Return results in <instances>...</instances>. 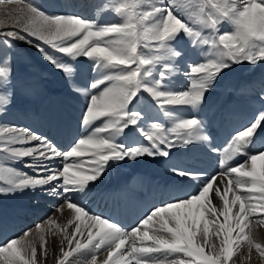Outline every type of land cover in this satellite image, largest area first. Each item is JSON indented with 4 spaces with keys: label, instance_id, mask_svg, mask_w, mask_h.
<instances>
[{
    "label": "snow or ice",
    "instance_id": "1",
    "mask_svg": "<svg viewBox=\"0 0 264 264\" xmlns=\"http://www.w3.org/2000/svg\"><path fill=\"white\" fill-rule=\"evenodd\" d=\"M5 2L23 7L8 13L18 27L0 20V195L31 191L54 198L56 210L66 207L71 219L64 226L47 219L58 240L49 242L50 229L38 224L3 241L0 264H47L49 258L55 264H230L241 245L264 262V243L246 231L251 217L264 224V86L254 99L258 110L222 147L214 143V117L199 115L212 111L208 97L234 66H264V0H112L105 5L119 17L112 23L46 12L36 0ZM225 24L231 31L222 30ZM185 39L191 58L178 47ZM17 42L35 48L85 97L83 132L65 149L5 122L15 107L8 53ZM81 59L93 73L83 87L73 83ZM177 76L186 81L182 89L174 86ZM185 109L193 114H178ZM160 114L170 125L155 118ZM258 144L257 152L248 151ZM194 145L218 155V172L174 162V150ZM145 160L168 165L164 183L174 191L161 192L129 227L88 208L107 173ZM8 162H23L35 175Z\"/></svg>",
    "mask_w": 264,
    "mask_h": 264
},
{
    "label": "bare ground",
    "instance_id": "2",
    "mask_svg": "<svg viewBox=\"0 0 264 264\" xmlns=\"http://www.w3.org/2000/svg\"><path fill=\"white\" fill-rule=\"evenodd\" d=\"M91 2H93V0H65V3H67V10H71L73 7H75L76 9H79V11L83 10L87 3L89 4L88 6H90L92 4ZM75 3H77L76 6H74ZM92 6H95V3ZM22 7L23 5L21 3L19 4V2H6L0 4V20L5 21V28L18 27V25L13 22L12 18L9 17L8 13L13 9ZM38 57L40 58L42 56L40 55ZM185 57L191 58L192 53H188L187 55L185 54ZM79 67L83 69V74L80 75V79L78 81L75 78L77 81V84H75L79 87H83L84 84L92 78L93 73L89 71L88 67ZM238 68L244 69V71L248 73H245L244 71H241L240 73L241 69L239 70ZM36 69L38 70V68ZM38 71H41L40 68ZM43 74L44 77H47L48 73ZM30 76L32 77V75ZM33 78L34 79L32 81L30 80V83H27L22 79L21 82L15 86V93L18 95V105L23 109H20L21 116H17L19 118L13 117L15 120L8 118L5 119V122L16 123L25 127H29L36 133L45 136H48L49 131H60L62 133L63 127L67 129L68 127H71L75 138L82 134L83 130L79 127L78 121L85 106V97L75 91L72 92L73 96L70 95L67 97L66 94H64V96L63 94L57 96L54 94L55 91L53 90L51 92L46 91V89H44L45 86L43 88L36 76ZM63 78L61 79L63 80ZM174 80V86L178 89H182L186 83L183 76H177L174 78ZM43 82L44 81H42V83ZM262 86H264V66L258 65L255 68L248 64L234 66V68L228 72L227 76L218 83L212 94L208 97L212 111L210 113L201 112L199 115L203 116L211 114L212 117H214L213 123H215L216 119L217 123H222L226 120H232L235 125L238 124L240 126L245 124L251 118L253 112L259 108V105L254 102V99ZM231 93L236 94V101L234 102V106H226V110L224 111L223 106L224 101L226 100L223 98L228 99ZM67 98L72 100L73 105H69L65 102V99ZM29 111L33 113V118H35L36 114H39L37 116H40V112L44 115L40 117L41 119L39 118V121H37L36 118L34 121H32L30 120L31 118ZM9 113H11V111ZM230 113L231 115L229 116ZM46 114L47 116H45ZM178 114L188 116L192 115L193 113L190 109H185ZM21 117H24L23 120L27 123L19 120ZM155 118L161 122H164L166 125H170L171 123V119L164 117L162 114ZM131 139L132 140L129 139L130 141L128 143L135 142L136 137ZM260 140L264 141V135H261ZM215 145L218 147V143H215ZM258 147L259 144L257 146L254 145L250 147L248 151L250 153H255L258 151ZM174 151L177 152V155L173 158V160L180 166L196 167L199 165H205L207 169L210 170L215 167L214 173L218 172V155L215 153H209L207 149L203 148L202 146L194 145L190 146L189 149H176ZM244 159H246V157H237V160L241 162H243ZM259 165L260 162H258V167ZM8 166L26 172L29 175H35L31 168L24 166L23 162H8ZM143 167L148 168L149 170H154V175L158 176L163 181L165 180L168 165L164 164L163 162L157 163L150 160H145L131 164V166H129V164H124L122 166L113 168L106 178L104 177L107 174L102 178L103 182L99 184L97 189H101L104 186L114 183L115 181L112 180L113 174L116 178L123 179L129 184L132 182L133 176L135 174L139 172H148V170L142 171L141 169ZM139 180V178H135L133 180L129 193L141 198L142 192L138 183ZM184 190L190 191L192 189L188 186H185ZM210 198L212 199L213 204L218 202V197L215 196L214 192L210 194ZM147 202L151 205L157 203L156 199L153 197ZM58 203L60 202L54 198L44 197L42 194L31 191L7 196L0 195V208L3 209V211H1L3 216L0 215V225L2 227L0 228V243L9 239L10 237L21 234L23 231L35 229L36 225L38 224H43L45 229H50V231H48L46 234V238L49 240V242L53 241L54 239L58 240L59 234H56L55 236L53 235L56 233V227L54 225H48L46 223L47 219H53L56 222V225L59 226L67 225L68 219H71L69 215L70 210L66 209V207L60 211L56 210V205ZM44 206L45 209L42 208ZM13 207L17 211V217H15V219L11 220L9 223L11 216L6 212H12ZM136 221L137 218L130 215L123 225L129 227ZM250 221L249 228L246 229V231H250L253 238L262 243V241H264V224L258 223L255 217H251ZM209 238L210 240L215 241V236L211 232ZM199 239L202 241V237ZM206 251H208L207 248ZM49 257H51V251L49 252ZM47 264H55V262L53 259L49 258L47 260ZM230 264H264V262L261 261V258L255 252V250H253L249 256L247 246L241 245L239 253L233 257V261H231Z\"/></svg>",
    "mask_w": 264,
    "mask_h": 264
},
{
    "label": "rangeland",
    "instance_id": "3",
    "mask_svg": "<svg viewBox=\"0 0 264 264\" xmlns=\"http://www.w3.org/2000/svg\"><path fill=\"white\" fill-rule=\"evenodd\" d=\"M36 2L39 3L41 8L46 12H60L62 14H68V15L79 14L83 17H87V18H91V19H97L101 23L119 22V17H116L115 15H113L111 13V11L109 10V8L105 7V5H110L112 0H93V2H91L92 4L90 6H88L89 4L87 3L85 8H83V10H80V11H79V9H76L75 7H73L71 10H67L66 9L67 3H65V0H36ZM20 3L23 5V2H19V4ZM94 3H95V6H92ZM76 5H77V3L74 4V6H76ZM229 27H231V25L225 24L222 26V30L223 31H231V28H229ZM178 47L185 48L186 49V52H185L186 55L188 53L191 54V50H190L189 45L187 44L186 39L181 40L178 44ZM37 55L40 56V53L35 48H33L30 45L25 44L24 42H17L16 47L8 53V56L13 61V65H14V69H15V86H17L21 82L22 79L25 82L30 83L34 79L33 77L36 76L38 81H40V84L43 86V88L45 86L44 89H46V91L51 92L52 90L53 91L60 90L61 94H63V89L65 88V90H66L65 94L67 95V97L70 95L73 96V94H72L73 89H72L71 84L68 82V80H66V78H63L64 76L59 71H57L49 62L44 60L43 57L39 58ZM79 63H80L79 66L89 68L87 61L81 59V61ZM39 64L42 66L44 65V69L46 71H44L42 69V67L39 66ZM36 68H38V70L40 68V70H43V71H38ZM241 71H244V69H241L240 73H241ZM78 72H79V73H77L78 76L76 74L75 77H73V83H76V84H77V81L80 79L79 78L80 75L83 74V69L81 67H79ZM244 72L248 73L246 71H244ZM43 73H46V74L48 73L47 77H48V75H50L53 78L50 79L51 77H48V78L44 77ZM30 75H32V77ZM41 75H42V77H41ZM61 78H63V80ZM75 78L77 79V81ZM47 79L48 80H54V82L46 84L48 81ZM42 81H44L43 83H45V84H43ZM48 88H51V91ZM15 90H16V87H15ZM17 96H18L17 93H15V107L12 108L11 113H9L7 115L6 119H8V118L14 119V118H19L21 116V110L20 109H23V108L19 107L18 101H17ZM68 100H69L68 98L65 99V102L67 104H69ZM71 105H73V104H71ZM26 109H29V108H26ZM29 114H30V118H31L30 120H32V121H34L35 118L37 121H39L41 119L40 117L44 115L43 113L40 112V116H37L39 114L35 113L36 114L35 118H33V113L30 112ZM17 116H19V117H17ZM45 116H47V114ZM21 118L19 120H22L24 123H27L23 120L24 117H21ZM28 122H31V121H28ZM131 138H133V137H130L129 139L132 140ZM130 140H128L127 142H129ZM129 166H131V164H129ZM142 171H146V170H142ZM108 175H109V173H107V175L104 178H106ZM118 179H120V178H116L115 175L113 174L112 180L116 181ZM42 208L45 209V206ZM1 211H3L2 208H0V215L3 216ZM6 213L11 216V218L9 219V223L11 220H14L15 217H17V211L14 209V207L12 208V212H6ZM0 228H2L1 225H0ZM262 243H264V241H262Z\"/></svg>",
    "mask_w": 264,
    "mask_h": 264
}]
</instances>
